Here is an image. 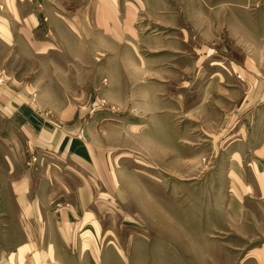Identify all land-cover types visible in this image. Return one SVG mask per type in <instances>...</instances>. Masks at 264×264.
<instances>
[{"label": "rangeland", "instance_id": "1", "mask_svg": "<svg viewBox=\"0 0 264 264\" xmlns=\"http://www.w3.org/2000/svg\"><path fill=\"white\" fill-rule=\"evenodd\" d=\"M56 1L96 37L77 39L71 53L59 45L45 60L0 38V83L7 75L36 90V104L55 120L82 112L92 145L107 155L109 173L97 165L89 183L93 235L86 244L79 234V251L93 260L62 264H264V191L248 167L232 173L219 138L235 125L247 84L255 92L264 86V0H119L126 32L119 44L88 23L102 12L98 0ZM125 1L135 2L133 14ZM6 5L0 0L4 24ZM222 70L233 79L220 81ZM38 77L48 84H35ZM41 156L42 167L60 168L53 206L75 202L85 184L78 165Z\"/></svg>", "mask_w": 264, "mask_h": 264}, {"label": "crops", "instance_id": "2", "mask_svg": "<svg viewBox=\"0 0 264 264\" xmlns=\"http://www.w3.org/2000/svg\"><path fill=\"white\" fill-rule=\"evenodd\" d=\"M7 3L9 18L5 19L6 24L0 23L5 26L0 28V38H8L7 43L22 44L28 57L50 59L59 45L71 53L72 43L77 39L83 45L84 38L88 43L96 37L91 24L78 28L72 15L59 13L56 0H7ZM21 3L28 5V11L21 10ZM124 4L130 7L131 14L135 12V2ZM95 5L102 12L89 15L88 23L101 31L102 38L122 42L126 37L125 17L117 12L119 0H98ZM81 21L87 23L85 17ZM232 63L233 72L229 74L233 76L239 66ZM48 69L56 70L57 63H49ZM219 76L220 81L233 79L224 70ZM42 79L38 77L35 84L47 85ZM11 80L5 75V85L0 83V119L4 120L0 126V261L62 264L78 260V255L81 259L89 256L92 261L90 250L79 251V234L82 243L86 234V244L87 233L93 235V217H88L90 213L86 210L93 192L89 183L94 181L97 165H101L104 175L109 173V166L105 168L103 163L107 155L92 145L82 112H63L55 120L51 111L44 113L36 104L40 96L36 90L19 89L15 80ZM247 86L250 88L236 109L235 125L227 133H220L219 138L222 136L226 164L237 168L232 173L241 174L248 167L263 192L260 180H264V86L258 92ZM26 151L37 153L42 162L29 163L30 159L25 160ZM41 155L48 159H69L78 165L85 184L76 191L75 202L58 201L53 206V187L56 175L60 174L56 168H60L47 162L42 167Z\"/></svg>", "mask_w": 264, "mask_h": 264}, {"label": "built area", "instance_id": "3", "mask_svg": "<svg viewBox=\"0 0 264 264\" xmlns=\"http://www.w3.org/2000/svg\"><path fill=\"white\" fill-rule=\"evenodd\" d=\"M2 81V79L0 78V82Z\"/></svg>", "mask_w": 264, "mask_h": 264}]
</instances>
